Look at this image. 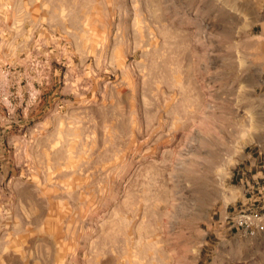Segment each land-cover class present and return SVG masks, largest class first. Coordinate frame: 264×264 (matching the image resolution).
<instances>
[{"label": "rangeland", "instance_id": "1", "mask_svg": "<svg viewBox=\"0 0 264 264\" xmlns=\"http://www.w3.org/2000/svg\"><path fill=\"white\" fill-rule=\"evenodd\" d=\"M232 209L264 210V0H0V264H264Z\"/></svg>", "mask_w": 264, "mask_h": 264}, {"label": "built area", "instance_id": "2", "mask_svg": "<svg viewBox=\"0 0 264 264\" xmlns=\"http://www.w3.org/2000/svg\"><path fill=\"white\" fill-rule=\"evenodd\" d=\"M225 230L240 232L242 235L255 236L264 232V210L232 209L221 218Z\"/></svg>", "mask_w": 264, "mask_h": 264}, {"label": "crops", "instance_id": "3", "mask_svg": "<svg viewBox=\"0 0 264 264\" xmlns=\"http://www.w3.org/2000/svg\"><path fill=\"white\" fill-rule=\"evenodd\" d=\"M237 233H235V235H236ZM262 234L264 235V232H262Z\"/></svg>", "mask_w": 264, "mask_h": 264}]
</instances>
